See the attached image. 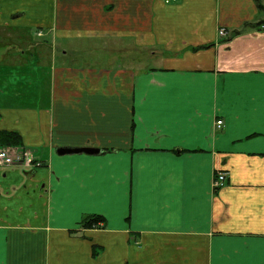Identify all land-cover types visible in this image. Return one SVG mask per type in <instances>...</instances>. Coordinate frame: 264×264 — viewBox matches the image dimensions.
I'll return each mask as SVG.
<instances>
[{"label":"crops","instance_id":"obj_1","mask_svg":"<svg viewBox=\"0 0 264 264\" xmlns=\"http://www.w3.org/2000/svg\"><path fill=\"white\" fill-rule=\"evenodd\" d=\"M0 30V133L41 162L0 167V264H264V0H0Z\"/></svg>","mask_w":264,"mask_h":264},{"label":"rangeland","instance_id":"obj_2","mask_svg":"<svg viewBox=\"0 0 264 264\" xmlns=\"http://www.w3.org/2000/svg\"><path fill=\"white\" fill-rule=\"evenodd\" d=\"M168 4V3H167ZM15 29H18V30H21L22 32L23 31H26L29 35H33V36H35V38H37L38 37V35H37V29H35V28H32V29H28V28H15ZM40 32V35H42L43 34V31L42 30H40V31H38V33ZM7 32H4V30H0V35H7L6 34ZM13 35H15V33L13 34ZM8 36V35H7ZM43 36H48V35H43ZM28 41V40H27ZM27 41H26V43H27ZM23 41H18V39H17V37H12V38H8V40H3V39H1L0 38V52L1 53H3L2 51H3V49L5 50V51H7L9 48H12L11 49V51L12 52H19L22 48H21V46L19 45V43H22ZM63 43V46L64 47H66V48H70V49H74V50H77V49H85V51H89V50H91L90 48H89V43H90V41L88 40V39H71L70 41H64V42H62ZM93 43H95V44H97L98 46H100L101 45V43H102V40H98V39H96V40H94L93 41ZM26 46V45H25ZM23 44H22V47L24 48V49H29L28 51H32L33 50V46H31V45H27V47H25ZM21 48V49H20ZM96 52L99 54L100 53V51L99 50H96ZM33 57V56H32ZM37 57V56H36ZM142 57V56H141ZM144 62H147V64L149 63L148 61H144ZM13 73V72H12ZM4 149V148H11V150L12 151H15V150H18V148H19V146H14V145H12V146H9V147H1L0 149ZM21 148H23L24 150H26V151H29V152H32L34 155H35V152L34 151H32V150H30V149H28V148H25V147H22L21 146ZM35 157H36V155H35ZM42 165H43V163H42ZM39 166H36V167H27L28 169H36V168H38ZM2 168H15L14 166H11V167H2ZM24 169H26V168H24ZM215 181H216V178H215V180H214V188H216V186H215ZM104 223L103 222H100V223H98L96 226H92V228H97V227H103L102 225H103Z\"/></svg>","mask_w":264,"mask_h":264},{"label":"built area","instance_id":"obj_3","mask_svg":"<svg viewBox=\"0 0 264 264\" xmlns=\"http://www.w3.org/2000/svg\"><path fill=\"white\" fill-rule=\"evenodd\" d=\"M177 0H165L166 3H174ZM226 34L225 29L220 30V35L224 36ZM218 127L223 124L222 121L217 122ZM41 162L35 157L32 152L26 151L23 148H18V150L12 151L11 148L0 149V167H22L23 169L27 167L40 166ZM226 178L225 173H220L215 181V186L220 187L224 184Z\"/></svg>","mask_w":264,"mask_h":264},{"label":"trees","instance_id":"obj_4","mask_svg":"<svg viewBox=\"0 0 264 264\" xmlns=\"http://www.w3.org/2000/svg\"><path fill=\"white\" fill-rule=\"evenodd\" d=\"M259 3V7L262 8V5ZM21 137L14 132L0 133V140L2 145H17L20 143ZM103 222V219L100 216L92 215L83 221V225L86 227L96 226L98 223Z\"/></svg>","mask_w":264,"mask_h":264},{"label":"water","instance_id":"obj_5","mask_svg":"<svg viewBox=\"0 0 264 264\" xmlns=\"http://www.w3.org/2000/svg\"><path fill=\"white\" fill-rule=\"evenodd\" d=\"M100 152H102L101 149L91 148V147H82V148L60 147L57 150V153L62 156L66 154H81V153L93 155V154H99Z\"/></svg>","mask_w":264,"mask_h":264},{"label":"flooded vegetation","instance_id":"obj_6","mask_svg":"<svg viewBox=\"0 0 264 264\" xmlns=\"http://www.w3.org/2000/svg\"><path fill=\"white\" fill-rule=\"evenodd\" d=\"M6 2H8V1H6ZM20 4H22V3H20Z\"/></svg>","mask_w":264,"mask_h":264}]
</instances>
